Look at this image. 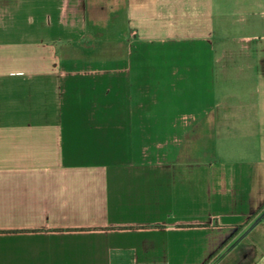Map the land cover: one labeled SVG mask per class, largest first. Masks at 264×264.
Listing matches in <instances>:
<instances>
[{
  "label": "crops",
  "instance_id": "obj_1",
  "mask_svg": "<svg viewBox=\"0 0 264 264\" xmlns=\"http://www.w3.org/2000/svg\"><path fill=\"white\" fill-rule=\"evenodd\" d=\"M230 1L0 0V264H206L256 247L264 63L217 57L224 18L252 23L239 9L264 0ZM116 14L91 42L88 21ZM208 135L210 158H183Z\"/></svg>",
  "mask_w": 264,
  "mask_h": 264
},
{
  "label": "rangeland",
  "instance_id": "obj_2",
  "mask_svg": "<svg viewBox=\"0 0 264 264\" xmlns=\"http://www.w3.org/2000/svg\"><path fill=\"white\" fill-rule=\"evenodd\" d=\"M257 4V2H255ZM235 0L228 2V7L224 8V12H233L236 10L233 6ZM240 16L249 15L251 18H247L252 23H240L241 18H234L231 22L230 18H224L222 29V36L224 39L221 42L222 51L218 55L217 59L220 64L232 65V64H263L264 63V9L262 7H253L249 9H239ZM122 17L117 15L116 25L113 26V30H117L120 26ZM239 20V22H238ZM211 125V122H210ZM190 141L195 138L190 137ZM193 139V140H192ZM197 143H191L186 146L183 153V158H200L208 159L212 154V139L208 135L204 139H197ZM264 226V219L262 221V228ZM262 228L258 231L251 233L249 242L250 245H255L254 248H234L235 243H228L220 251L218 264H238L237 261L241 260V253L246 250L253 251L255 253V263L264 259V240L262 237ZM232 245V246H231ZM208 250V249H207ZM210 252V251H208ZM207 252V253H208ZM204 257L201 258V262ZM199 264V259H197ZM203 264V263H202ZM244 264V263H243Z\"/></svg>",
  "mask_w": 264,
  "mask_h": 264
},
{
  "label": "trees",
  "instance_id": "obj_3",
  "mask_svg": "<svg viewBox=\"0 0 264 264\" xmlns=\"http://www.w3.org/2000/svg\"><path fill=\"white\" fill-rule=\"evenodd\" d=\"M118 14L116 15H112L111 17V21L110 23L108 24V26L104 29V28H101L100 26L92 23V22H89L88 21V37H89V40L91 42H94V43H97V42H101L102 41V38H103V33L105 32H112L113 31V26L116 25V17H117ZM224 247H222L216 254H214L208 261V263L206 264H210L214 261H216L219 257V253L220 251L223 249Z\"/></svg>",
  "mask_w": 264,
  "mask_h": 264
}]
</instances>
